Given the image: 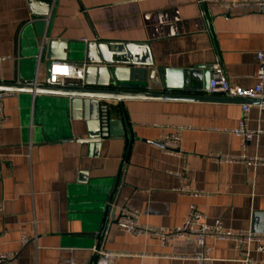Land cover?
<instances>
[{
	"label": "crops",
	"instance_id": "obj_1",
	"mask_svg": "<svg viewBox=\"0 0 264 264\" xmlns=\"http://www.w3.org/2000/svg\"><path fill=\"white\" fill-rule=\"evenodd\" d=\"M230 1L0 0V58H9L0 62V83L44 84L45 56L39 50L50 33L75 46L63 61L72 65L100 62L97 45L103 43L109 59L115 60V51H129L130 62H141L134 57L139 53L156 68L190 70L217 62L231 84L252 88L256 53L264 50V13L223 5ZM84 49L88 54L80 64ZM31 101L23 93L4 98L0 124V251L15 254L16 264H195L192 244L174 239L162 246L157 234L133 237L118 225L108 229L101 245L117 255L94 258L99 239L89 233L97 221L96 201L120 175L116 216L127 207L137 212L140 225L171 230L194 208L208 223L220 220L229 230L264 234V167L217 159L264 158V136L243 149L230 133L241 114L239 103L124 101L129 148L127 140L104 141L89 153L75 141L85 137L82 122L68 123L55 99H41L34 111ZM250 105L249 129L264 128L259 104ZM177 126L184 128L180 152L169 156L159 144ZM68 128L72 140H66ZM180 188L201 195L182 194ZM22 237L29 242L22 245ZM208 245L213 264H239L230 242Z\"/></svg>",
	"mask_w": 264,
	"mask_h": 264
},
{
	"label": "water",
	"instance_id": "obj_2",
	"mask_svg": "<svg viewBox=\"0 0 264 264\" xmlns=\"http://www.w3.org/2000/svg\"><path fill=\"white\" fill-rule=\"evenodd\" d=\"M43 38L45 42L39 53L41 55L44 52L45 56L44 84H37L33 80H18L13 84L0 83V92L29 94L32 97L33 111L41 99L57 100L68 123L73 121L84 124L85 137L75 141L86 144L89 153L97 152L104 141L127 140V149L129 148L131 135L122 110L124 101L179 100L264 105V101L255 99L207 96L205 92L212 73L210 66H196L190 70L156 68L148 57L141 60L139 53H135L134 57L141 62L135 63L134 60L130 62L132 54L123 50L115 51L113 55L115 60H112L105 54L103 43L97 45L100 62L85 63L87 49H84L83 55L76 60L80 64L85 63L82 80L66 82L63 86L51 85L49 84L51 63L66 60L68 55L75 51V46L53 40L50 33ZM135 47L145 48L141 44ZM107 101H114L117 105L109 104ZM72 139L74 138L68 128L66 140ZM159 146L164 148L162 144ZM120 185L121 175L115 186H111L107 192H102L96 201L97 221L89 235L93 238L98 237V252L108 229L112 225H118V220L122 217L121 213L116 216ZM81 197L82 201H87V197ZM97 256L98 254H95L94 258Z\"/></svg>",
	"mask_w": 264,
	"mask_h": 264
},
{
	"label": "built area",
	"instance_id": "obj_3",
	"mask_svg": "<svg viewBox=\"0 0 264 264\" xmlns=\"http://www.w3.org/2000/svg\"><path fill=\"white\" fill-rule=\"evenodd\" d=\"M227 8L233 6L256 7L264 13V0H232L223 3ZM9 58H0V62ZM82 66L72 65L63 61H55L51 63L49 72V84L63 86L66 82L77 81L83 79ZM212 75L206 90L207 96H219L229 99H255L264 101V50L256 53V64L254 67L253 79L255 85L252 88H242L231 84L222 71L219 63L212 65ZM13 93L0 92V124L3 119V100ZM260 120L264 121V105L259 104ZM241 114L237 120V124L230 130V133L242 142V148L254 140H258L264 136V128L260 124L255 129H249L248 117L251 105L241 104ZM183 127L177 126L171 134L165 136L161 144L163 152L169 156L178 155L180 152L181 133ZM217 159L227 164H242L246 168L255 170L258 167H264V158L256 156L248 157L245 154L240 156H218ZM180 176V174H176ZM182 194H190L193 197L201 195L197 191L186 190L180 188L178 190ZM122 217L118 220V226L126 233L133 237H139L148 234H157L160 238L162 246L170 243L174 239H182L187 244H192L195 248L190 259L195 264H213L214 259L211 256L212 248L208 245V241L230 242L238 255L239 264H264V234H258L252 231H233L224 228L220 220L212 223L207 222L205 215L200 214L190 208L189 213L183 224L168 230L164 228H151L142 226L137 222V212L123 207L120 211ZM35 239V238H34ZM29 242L26 237L21 238V244L25 245ZM94 254L101 255L107 259L117 254L97 251L93 249ZM255 254L262 256V259H256ZM16 256L13 253H3L0 251V264H16Z\"/></svg>",
	"mask_w": 264,
	"mask_h": 264
}]
</instances>
